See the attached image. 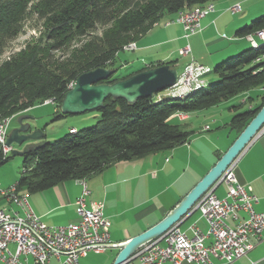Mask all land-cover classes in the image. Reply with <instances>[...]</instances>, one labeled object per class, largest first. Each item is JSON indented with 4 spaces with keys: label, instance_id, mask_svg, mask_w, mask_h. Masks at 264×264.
<instances>
[{
    "label": "trees",
    "instance_id": "16d2710c",
    "mask_svg": "<svg viewBox=\"0 0 264 264\" xmlns=\"http://www.w3.org/2000/svg\"><path fill=\"white\" fill-rule=\"evenodd\" d=\"M217 1L0 0V59L6 44L22 32L29 17L43 22L46 39L29 43L0 63V122L51 99L61 110L65 94L78 77L98 68L115 70L101 82L107 84L162 65L175 69L178 61L170 60L117 74L118 68H110V64L125 46L138 42L163 18H176L180 12ZM260 31H264V15L236 35L246 37ZM262 44L258 48L251 45L217 64L203 75L214 74V80L206 78V86L200 81L199 88L183 97L166 95L165 89L133 104L123 98H107L94 110L100 113L95 125L71 130L24 156V170L16 182L19 191L42 192L66 180L87 179L113 163L171 150L187 142L191 133L174 121V113L206 110L261 87L259 103L232 117L231 127L239 136L264 106ZM63 117L56 112L55 119ZM12 156L0 152V166Z\"/></svg>",
    "mask_w": 264,
    "mask_h": 264
},
{
    "label": "crops",
    "instance_id": "0c3cea01",
    "mask_svg": "<svg viewBox=\"0 0 264 264\" xmlns=\"http://www.w3.org/2000/svg\"><path fill=\"white\" fill-rule=\"evenodd\" d=\"M261 1L219 0L214 2L215 11L201 19V31L189 38L194 59L209 67L211 63L219 62L226 55H233L249 48L248 44L251 43L247 36L238 37L236 32L248 25L250 19H254L261 13L259 12L261 8L257 9L258 12L254 11ZM236 4L241 6L242 11L233 14L230 7ZM174 19L175 16L166 17L164 25L160 27V23H157L147 35L136 42L137 48L133 53L137 62L142 66L133 68L131 71H136L151 63L170 60L178 61L175 69L182 67L184 70L190 58H183L178 51H175V46L179 47V44L185 42V38L183 26L173 22ZM255 36V41V38H258L259 43L264 42V39L262 41ZM232 37H237V39H232ZM176 57H182L183 64ZM207 79L211 81L215 77ZM260 92L261 87L248 91L246 96L250 100L246 104H242L243 96L239 95L201 112L213 119H188L185 122L174 119L176 123L183 126L184 130L191 133L187 142L171 150L129 162L113 163L85 180H66L42 192L23 191L28 193L31 208L46 225H66L78 219L76 201L83 195L82 182L85 181L89 191L85 197L87 205L90 206L94 202L104 205L105 216L111 222L110 241L112 244L123 243L162 221L215 166L238 138L236 131L231 127L232 117L245 111L241 110L244 105H248L247 109H253L259 103L258 94ZM206 127L209 129L207 130ZM71 130H77V128ZM150 173L153 176L152 182L157 186L152 182L147 184L144 181ZM236 175L238 181L250 187L252 194L257 198L255 210L264 213V131L236 161ZM149 185L152 188L155 186L156 191L146 196L145 188L147 189ZM129 192H134V194ZM226 193L225 184H221L215 190L219 198H225ZM131 196L133 200L129 205L111 214L107 213L110 209L108 206L112 200H115V197L119 203L121 200L124 203ZM3 208L11 207L0 198V209ZM68 209L73 211L71 216L67 215ZM240 215L245 217L244 213ZM229 223L236 224L232 220ZM192 226L198 227L204 233L209 230L207 221L198 211L190 214L180 224L181 230L189 236H192ZM210 242L211 239H208L207 243ZM117 250L119 253V249ZM85 257L80 258L79 264ZM53 261L56 260L53 259L52 263ZM164 264L174 263L167 261ZM231 264H264V240L255 245L247 256Z\"/></svg>",
    "mask_w": 264,
    "mask_h": 264
},
{
    "label": "built area",
    "instance_id": "2783aa9c",
    "mask_svg": "<svg viewBox=\"0 0 264 264\" xmlns=\"http://www.w3.org/2000/svg\"><path fill=\"white\" fill-rule=\"evenodd\" d=\"M214 11L215 8L191 9L176 20L183 26L184 37L188 39L200 32L201 19ZM230 11L236 14L242 8L236 4ZM257 37L263 41L264 31ZM179 54L190 61L183 72L178 73L177 87L168 88L165 94L185 92L207 80L202 76L205 65L194 59L189 44ZM8 122L0 126V152L4 157L13 150L7 145ZM220 182L227 187L226 197L219 198L215 191L208 190L195 207L208 223L207 233L192 226V236H189L179 225H174L123 264H164L167 261L174 264H231L247 256L264 240V213L255 210L257 198L250 187L238 181L236 162L227 168ZM82 184L83 195L76 201L77 221L59 226L46 225L31 208L28 195L14 197L17 183L7 188L0 185V197L11 207L0 209V264H30V259L33 264H52L53 259L58 264H79L80 258L88 253H104L111 248V222L105 216L104 205L94 202L88 206L85 197L89 191L85 181ZM241 213L245 217H241ZM230 220L236 224L231 225ZM208 239H211L210 243H207Z\"/></svg>",
    "mask_w": 264,
    "mask_h": 264
},
{
    "label": "water",
    "instance_id": "95a60500",
    "mask_svg": "<svg viewBox=\"0 0 264 264\" xmlns=\"http://www.w3.org/2000/svg\"><path fill=\"white\" fill-rule=\"evenodd\" d=\"M113 71L98 68L83 73L74 87L65 94L61 112L65 115H78L101 108L107 98H123L136 103L140 98L152 97L156 93L172 87L178 78V70L162 65L136 73L131 77L113 84L101 83L113 75ZM28 116L18 119V127L11 130L7 145L13 147L14 157H24L45 144L43 130L33 127ZM264 131V106L251 120L215 166L197 183L180 203L159 223L123 243L112 244L119 249L113 264H123L136 251L146 244L162 237L171 227L179 225L196 211V204L208 191H215L221 184L220 179L227 168L236 162L253 141ZM16 146V148H14Z\"/></svg>",
    "mask_w": 264,
    "mask_h": 264
},
{
    "label": "rangeland",
    "instance_id": "374dc122",
    "mask_svg": "<svg viewBox=\"0 0 264 264\" xmlns=\"http://www.w3.org/2000/svg\"><path fill=\"white\" fill-rule=\"evenodd\" d=\"M260 3L261 4H259L258 6H256L254 8V11L258 12L257 9L261 8V10L259 11L261 13H259L257 15V17H255L254 19L259 18L260 16L264 15V0H262ZM201 8H203V7H201ZM239 17H240V15H239ZM175 19H174V21H175ZM254 19H250L248 24H250L251 21ZM24 22L25 23H24L22 32L15 39H13L12 41H9L6 44V50L0 59V63L2 61L6 60L7 58H9L12 54L24 49L26 47V45H28L31 42H36L39 39H41L40 41L44 43V41L46 40V39H44L45 38V27L43 26L42 21H39L35 16H32V17H29L28 19H26ZM165 22H166V17L163 18L161 21H159V23H160L159 26L161 27L162 25L165 24ZM189 38L188 39L185 38V40H184L185 42L181 43V45L179 44V47L175 46L176 47L175 51L179 52L187 44L190 45V39ZM232 39L236 40L237 37L236 38L232 37ZM256 40L259 41L258 38H256ZM257 43H259V42H257ZM259 44H262V43H259ZM248 45H250V47H251V44H248ZM136 48H137L136 42L131 43L128 46H125L123 49V52H121L120 55L114 59L113 63L110 64L111 65L110 68H114V67L118 68L119 71L117 74H120V73L126 72L128 70H131L133 68H137L139 66H142L141 63L137 62L136 57L134 56L133 52L136 50ZM243 50H245V49H243ZM243 50H241V51H243ZM241 51H239V52H241ZM239 52H237V53H239ZM237 53H235V54H237ZM235 54H233V55H235ZM233 55H226V56L222 57V59H220L219 62L211 63L209 65V69L214 70L215 67L217 66V64H220L225 59H227ZM176 58H178V60L181 62V64H183V60H184L183 58L184 57L183 58L182 57L181 58L176 57ZM124 61H126V62H124ZM106 69H108V68H106ZM112 71L115 72V70H112ZM182 72H183L182 67H179L178 73L181 74ZM211 77H214V74L207 75L206 78H211ZM203 81L206 82L205 83V86H206L208 84V80H203ZM203 81H201V82H203ZM73 87H74V85H73ZM262 90H264V88H262ZM240 95L243 96L242 104H246L247 102H249L250 98L248 96H246L247 92L242 93ZM227 101H229V100H227ZM227 101H224V102H227ZM214 107H216V106H214ZM211 108H213V107H211ZM211 108H209V109H211ZM247 108H248V105H244L241 107V110H247ZM209 109H206V110H209ZM203 111H205V110H200V111H196V112H185V113L187 114L188 119H213V118H211V116L208 117V116H205L204 114H202L201 112H203ZM56 112H60V114L64 115V117L61 119H55ZM179 114H180V111L174 113L172 117L174 119H178L181 122H185L188 120V119L180 120ZM21 116H28L30 120H27V121L31 122L33 127H36L38 130L44 131V133L46 135V137L44 139L45 142H53V141H56V140H58L64 136H66L67 134H69L70 130L72 128H77V130H81V129L88 128L90 126L95 125L100 118V113L98 111H89V112H86L83 114H78V115H65L57 107L55 100L51 99V100H47V101L43 102L42 104H38V105L28 109L24 113H20V114H17V115H14L12 117L7 118V119H9V122H8L9 123V127H8L9 133L11 132L12 129L16 128V126L18 127V125H19L18 119ZM14 148H16V146H14ZM8 156L11 157L12 152ZM24 160H25V157H19V156L14 157V156H12V158H10V160L7 163L0 166V185H1V187L7 188V187L15 184L20 179V177L23 173V170H24V166H25ZM152 177L153 176L150 173V174H148V177H146L144 179V181L147 184L151 183ZM83 180H85V179H83ZM152 184L155 185L154 182H152ZM155 186H157V185H155ZM155 186H153V188H152V186L149 185L147 187V189L145 188L146 196H148L152 192L156 191ZM22 192H25V191H22ZM25 193L28 195L27 192H25ZM129 193L134 194V192H129ZM136 197L142 198L139 196H136ZM132 200H133V197L131 196L124 203L122 200H121V203H119V200L115 197V200H112L111 204L108 206V208L110 207V209L107 211V213L111 214L112 212H115V211H118L119 209H122L123 206L129 205L132 202ZM66 212H67L68 216H71L73 213V211L71 209H68ZM76 213H77V210H76ZM11 249L14 251V246H12ZM117 254H118V250L116 248H109V249H107L106 252H104L102 254L90 252V253H88L87 257L81 259L80 264H113V261L116 258ZM30 264H33L32 259H30ZM52 264H58V263L56 261H53Z\"/></svg>",
    "mask_w": 264,
    "mask_h": 264
},
{
    "label": "bare ground",
    "instance_id": "6f19581e",
    "mask_svg": "<svg viewBox=\"0 0 264 264\" xmlns=\"http://www.w3.org/2000/svg\"><path fill=\"white\" fill-rule=\"evenodd\" d=\"M209 8H214V3H212V2L207 3V4L205 5V7H203V8H197V9H195V11H206V10L209 9ZM186 12H188V11H186ZM186 12H180V13L177 15L175 21H173V22H176V20H178V19H180V18H183L184 14H185ZM257 35H260V32H258ZM254 36H255V35H248L247 38L250 40V42H254V44H252L253 47H255V48L261 47L263 44H259V43H257V42L254 40ZM209 70H210L209 67H207V66L203 67V68H202V76H203L205 73H207ZM72 86H73V85H72ZM172 87H177V81L175 82V84H174ZM199 87H200V82H198V83L196 84V86H191V87H189L188 89H186L185 92L167 93L166 95H173V96H177V97H183V96L189 94L190 92L194 91L195 89H197V88H199ZM179 118H180V120H186V119H188V116H187V114H186L185 112H182V113L179 114ZM8 121H9V119L2 120V121L0 122V126L4 125V124H5L6 122H8ZM22 196H27V194H26L25 192H22V190L19 191L18 188H17V189H14V197H22Z\"/></svg>",
    "mask_w": 264,
    "mask_h": 264
}]
</instances>
